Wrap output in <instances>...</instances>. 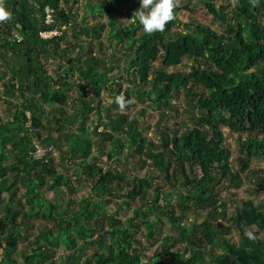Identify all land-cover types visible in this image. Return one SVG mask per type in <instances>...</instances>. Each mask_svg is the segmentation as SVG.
<instances>
[{
  "label": "trees",
  "instance_id": "trees-1",
  "mask_svg": "<svg viewBox=\"0 0 264 264\" xmlns=\"http://www.w3.org/2000/svg\"><path fill=\"white\" fill-rule=\"evenodd\" d=\"M92 1L88 0L89 3ZM203 1L208 12L224 27L223 33L193 22L187 25L186 31L174 34L175 25L179 23L177 12L180 6L177 5L174 19L162 33L146 34L134 15L139 0L98 1L92 8L100 16L109 13L126 17L118 29H114L112 22L108 23L111 25L109 41L112 44L128 42L127 49L134 52L129 58V69L125 72L119 70L109 77L115 69L113 61L93 55V39L101 35L98 29L104 28L103 22L82 27V23L74 19L75 25H70L71 0H0L12 13L10 20L0 22V43L8 52L0 55V59L7 61L9 58L15 64L9 71L11 77L5 84L4 94L24 97L19 104H10L13 118L0 125V249L5 259L0 264H17L14 255L19 251L22 232L31 227L29 221L35 217L51 224L45 225L36 235L32 247L23 252L22 264H54L46 263L50 258L47 247L58 238L70 251L64 255L61 264H264V207L250 198L240 201L234 221L242 239L238 250L232 247L229 238L219 235L222 225L214 224L224 208L218 187L226 179L230 180L231 187H237L242 175L250 170V160L264 156V0H257L255 5L250 0H235L230 11L212 0ZM185 8L189 9L188 6ZM47 9L52 13L50 23L45 21ZM126 20L131 23L126 25ZM69 26L77 31L76 34L92 36L93 39L75 43L73 52L78 49L83 57L66 54L69 66L65 74L51 76L40 57L42 54L50 56V48L54 49L53 56H59L58 46L65 39ZM53 29L59 30L61 35L40 38L41 30ZM14 34L21 35L23 41L16 43ZM98 43L104 44L102 41ZM185 59L196 64L190 72L180 69ZM157 60L159 65L155 66ZM71 77L76 80L70 81ZM134 77L138 82L137 98L148 102V107L159 111L162 117L158 123L159 144L139 134L136 116L118 115V121L110 123L114 132H121L120 138L112 132H102L99 136L112 141L117 155H121L125 147H135L136 152L146 155L144 161L150 159L152 162L147 168L153 169L152 176L163 178L164 188L155 187L151 176L138 177L112 166H101L102 150L101 155L90 156L92 139L87 124L92 102L109 79L116 87V94H112L115 98L123 92L124 80L133 82ZM72 87L78 88L77 98L72 97ZM27 91L32 95L29 99L25 97ZM182 92L191 109L193 126L178 134L176 130L171 132L166 124L162 125L171 116L169 111L173 109L174 100H179ZM130 93L131 90L127 89L124 96L127 98ZM69 105L73 107L71 118L78 122L74 133L62 130L69 123L65 111ZM52 111L56 115L48 116L47 113L52 114ZM108 118L110 121L111 116ZM44 119L48 123H43ZM52 120L59 123L56 130H53ZM223 126L238 135L248 134L240 146V170L230 168V151L224 147ZM62 136L72 139L66 154L82 167L92 183V193L78 201L73 198L62 201L58 197L53 202L41 199L36 192L45 183V175H52L49 188L66 185L74 194L70 178L56 172L45 156L35 157L37 144L34 142L43 147H58ZM100 142L97 141V146ZM159 147L164 150L157 151ZM5 151L12 153L16 162L6 164ZM170 153L178 157L176 164ZM78 157H81L80 162L76 161ZM108 157L113 158L111 154ZM117 158L120 162L121 157ZM143 164L146 166L145 162ZM36 165H41L43 172H36ZM189 167L190 176L186 172ZM194 167H198L201 173L193 172ZM147 182L154 190L149 193L151 210L166 216L177 231L176 235L164 236L160 218L152 220L147 215L142 219L149 247L159 243L160 237L164 236L162 244L158 245L161 252L157 251L152 257H147L144 252L146 244L135 240L141 226L130 230L121 219L105 209V204L120 197L124 200L121 203L115 201L117 210L129 206L135 198L144 200L148 194L144 188ZM256 182L257 188L264 192V175L256 178ZM19 184L26 188L24 203L18 198ZM166 188L180 192L183 200L180 216L168 208L170 200L161 202ZM5 192L8 199L3 195ZM94 195L97 200H93ZM260 205L264 206V201ZM197 209L206 211L207 217L200 223L185 226L183 214ZM73 229H77V235L82 239V245L77 248ZM55 230L56 234L53 233ZM133 242L138 243V248L133 247ZM88 247L91 249L87 250ZM217 248L223 250L217 253ZM143 258L147 261L144 262Z\"/></svg>",
  "mask_w": 264,
  "mask_h": 264
},
{
  "label": "rangeland",
  "instance_id": "rangeland-1",
  "mask_svg": "<svg viewBox=\"0 0 264 264\" xmlns=\"http://www.w3.org/2000/svg\"><path fill=\"white\" fill-rule=\"evenodd\" d=\"M98 1L104 2V0H93L92 2H88V0H71L70 5L72 7V22L70 25L74 26L75 22L82 23V27L88 24L89 26L97 24L99 21L103 22L105 24L104 28L98 29L101 31V35L99 38H92V36H87L84 34H76L77 31L74 30L72 26L66 27L67 35L65 39L59 44L58 46V53L59 56H53L52 53L54 49L50 48V56H44L41 55L40 59L43 62L45 69L47 70L48 74L51 76H58V75H64L65 69L69 66L67 63V56L70 57H83V54H81L80 50H74L73 46L75 43H84L85 41L88 42V40L93 39V55H97L99 57L107 58L114 63V71H111L109 73V77H112L117 71L125 72L127 71V68L129 69V58L133 55V51H130L127 49L129 46V43H118V44H112L110 39V27L109 25L111 22L114 24V29H118L123 21H125L126 17H121L118 15H112L109 13L104 14L103 16H100L99 12L93 10L92 7H95L97 5ZM216 5H224L227 8V11H230L234 5L235 0H212ZM62 6H65L64 2L61 3ZM177 5L180 6V9L177 12V16L179 18V23L175 25L174 28V34L176 32H182L186 31L188 29L187 25H190V23L197 22L204 25H207L211 27L213 30L217 31L218 33L224 32V27L220 24L219 20L215 19L207 10L204 1L203 0H177ZM185 6H188L189 9H186ZM140 9V5L138 7V10ZM75 19V20H74ZM76 23V24H77ZM109 23V24H108ZM131 23V20H126V25H129ZM78 24V25H79ZM62 29H65L63 27ZM15 33V32H14ZM14 39L16 40V43H21L23 41V37L21 35H15ZM14 40V42H15ZM102 41L104 44L100 45L98 42ZM6 49L3 47V45L0 43V55H5ZM57 52V51H56ZM73 52V53H72ZM8 53V52H7ZM72 53V54H71ZM10 54V53H9ZM63 56V57H62ZM7 59V57H6ZM60 64L62 66L60 67ZM159 65V60L155 62V66ZM15 64L8 58L6 60L0 59V125L3 123L9 122L12 120V110H11V103H20L24 100V97H15L14 95H5V84L9 81L11 77V71L12 68H14ZM196 66V64L191 59H185L184 63L180 66V69L186 72H190L193 67ZM138 79V77H137ZM70 81H75L76 77H71L69 79ZM139 80V79H138ZM136 84L138 85V82L136 78H133V82H129L124 80L123 83V93L125 94V91L127 89L131 90V97L134 98V103L132 105L127 104L123 110H121L114 102V96L112 94H116V87L115 85L111 84V80L109 79V82L106 84L105 88L101 91L100 95L97 96L92 102L93 109L90 112V120L88 122V133L92 139V145H91V155L90 156H99L100 150H102L103 154L101 156L102 162L99 163L101 166H112L116 170H120V172H126L128 175H138V177L143 176H151V178H154V181L152 184H154L155 187L164 188L166 186L165 182L163 181V178H157L156 176H152L153 169H148L147 167H151V160L147 159L144 161L146 155L139 154L135 151V147L130 149L129 147H125L124 151L121 152V155H117L114 151V145L110 139H102L99 134L102 132H112L116 138L121 137V132L116 131L114 132L111 128L110 123L111 122H117V116L118 115H124L128 118H131L132 116H136L139 119V126H138V132L141 136H144L147 138V140L152 141L156 144H159L158 137L161 135L160 127H158V123H160V120L162 119L159 111L149 108V103L141 102L137 97L138 94L135 93ZM141 84V83H140ZM73 93L72 97L77 98L78 96V88L72 87ZM200 90V88H199ZM7 94V93H6ZM179 100H174L173 103V109H170L171 116L165 120L162 126L166 124L170 127V131L176 130L178 134L183 133L187 128L192 127V113L191 109L188 106V103L185 98V93L182 92L180 94ZM29 99L32 95L29 91L26 92L25 97ZM126 98V97H125ZM77 106V105H76ZM78 107V106H77ZM47 111H49L48 108H45ZM66 117L70 118L68 126L65 127L62 130H69L71 133H74L76 128L78 127L77 119H72V111L73 107L66 106ZM143 111V113H141ZM48 116L56 115L55 112L52 111V114L49 112L47 113ZM108 115L111 116V120L109 121ZM57 117H59V114H57ZM43 123H48L43 121ZM52 127L53 130H56L58 128L59 123L52 120ZM48 125V124H47ZM56 132V131H54ZM222 132L224 136V147H226L230 151V168L233 171L240 170V163H239V155H240V146L244 143V141L248 138V134L238 135L235 133H232L228 127H222ZM3 133V132H2ZM57 135L58 132H56ZM126 139V138H125ZM97 141H101L100 145L97 146ZM72 142V139H66L65 136H62L59 139L58 147L54 145H50L47 147H43L37 144L41 150L37 152V156L43 155L45 158H47V161L50 160V165L53 166L56 172L59 174L66 176L70 178V184L75 189L74 194L70 193L67 190L66 185H55L54 187L49 188V184L53 182L52 175H45V183L40 187L36 189V192L38 193V197L41 199H49L53 202H56L58 197L62 198V201H67L69 198H73L75 200H81L84 197H87L90 193H92V190H90L92 183L89 181L88 177L84 175L82 167L79 165H76L75 162L71 157L66 154L68 150L69 143ZM114 142V141H113ZM1 145V144H0ZM1 150V149H0ZM157 151L164 150L163 148L159 147L156 149ZM118 151V150H117ZM119 152V151H118ZM113 157L112 159H109L108 155ZM128 155V158L126 156ZM117 157H121V161H118ZM170 158L172 161L176 164L178 162V157L174 153H170ZM169 158V159H170ZM169 159H166L168 161ZM5 162L6 164L16 162V159L14 155L8 151H5ZM81 157L76 158L77 162H80ZM89 162L91 163V159H89ZM145 162L146 166L143 163ZM36 172H43L41 165H36L34 168ZM187 174L192 175L191 169L186 168ZM193 172L200 174V170L198 167L193 168ZM155 174V173H154ZM22 175H26L25 172H22ZM264 175V156H256L253 157L250 160V170L242 175V180L240 184L235 186H230V180L226 179L223 181V183L218 187V190L220 192L221 200L224 202V208L223 213L219 216V218L215 221V225L220 227L222 225V232L219 234L223 238H229L231 240V245L236 250L239 249V246L242 244L241 234L235 229L234 227V221H235V215L237 208L240 205V201L245 199H252L257 205L264 207L260 204L264 201V192L260 191L257 188V182L256 178L258 180V177H261ZM20 177H22L20 175ZM30 177L34 178L33 175H30ZM256 177V178H255ZM134 178V177H133ZM132 178V180H133ZM37 180V179H35ZM29 181L27 180L26 183ZM20 186V193L18 195V198L20 197L22 199V202L24 203L26 201L25 196H23V193H25L26 188L23 184H19ZM144 188L148 190V194H146L145 199L142 198H135L131 201L129 206H121L120 210H117L118 206L116 205L117 201L118 203H121L124 199L118 198L115 199L112 203L105 204V209L108 210V213L115 214L117 218L121 219L125 225V227H128L130 230H132L135 226H141L138 233H136L135 240H140L143 243H145L146 247L144 249V252L147 253V257H152L157 251L160 253L161 251L158 250V245H161V240L166 234L169 235H176L177 231H175L171 227V223L169 219L164 216L157 214L151 210V204L150 197L154 190H152V185L147 182L144 184ZM163 198L161 199V202H164L167 200L169 202V207L172 210L176 212L178 216L181 215L180 212V205L182 204L183 200L182 196L180 197V192L176 190H170L169 188L164 189ZM182 190V189H179ZM5 196V199H8V195L5 192L3 194ZM23 197V198H22ZM179 197V198H178ZM19 198V199H20ZM181 198V199H180ZM93 200H97V197H95ZM149 204V205H148ZM150 216L152 220H156L160 218L163 222L160 225L161 230L163 231V235L159 239V243L155 244L152 247H149L150 245L146 243L145 238V229H143L141 221L144 217ZM184 225L189 227L190 223H200L207 217V212L202 210H192L188 213H184ZM31 227L28 228L27 231H23V238L19 241L18 249L19 251L14 255V258L17 260V264H22V254L23 252L29 250V248L32 247V242L35 240V237L37 234H39L44 228L45 225L51 224V222L45 221L43 218H32L30 219ZM22 227H25L24 225ZM77 228V227H76ZM227 229V230H226ZM248 230V229H247ZM54 234L57 233L55 230L53 232ZM72 234L77 236V244L75 245V248L82 245V239L81 237H78L77 235V229L72 230ZM138 243L133 242V247L138 248ZM50 252V258L47 260L46 263L54 262V264H61L63 262L62 258L64 255L68 254L70 251L66 250L65 244L63 241L58 238L57 241L53 245H49L47 247ZM91 248H87V250H90ZM177 250V249H176ZM223 249L217 248V253L221 252ZM89 252V251H88ZM5 260L3 257V250L0 249V261ZM167 261V259H165ZM143 261L146 262L147 258H143ZM213 264V263H211Z\"/></svg>",
  "mask_w": 264,
  "mask_h": 264
},
{
  "label": "clouds",
  "instance_id": "clouds-1",
  "mask_svg": "<svg viewBox=\"0 0 264 264\" xmlns=\"http://www.w3.org/2000/svg\"><path fill=\"white\" fill-rule=\"evenodd\" d=\"M255 5L257 0H250ZM140 9L134 12L135 18L142 26L146 34L163 32L165 26L174 19V10L177 0H139ZM12 18V13L0 3V22H6ZM115 104L123 110L127 104L134 103V98H125L124 93L116 95Z\"/></svg>",
  "mask_w": 264,
  "mask_h": 264
},
{
  "label": "built area",
  "instance_id": "built-area-1",
  "mask_svg": "<svg viewBox=\"0 0 264 264\" xmlns=\"http://www.w3.org/2000/svg\"><path fill=\"white\" fill-rule=\"evenodd\" d=\"M45 21H46V23H50V22L53 21L52 20V13L48 9L46 10V18H45ZM39 35H40V38H42V39H50V38H54L56 36L61 35V32L59 30H57V29H53V30H41L40 33H39ZM38 151H40V153H42L41 148L37 145V150L35 152V157L36 158H42L44 156V154L43 155H40V156H37V152Z\"/></svg>",
  "mask_w": 264,
  "mask_h": 264
}]
</instances>
